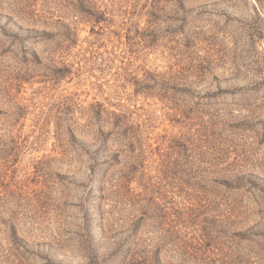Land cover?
I'll list each match as a JSON object with an SVG mask.
<instances>
[{"label": "rangeland", "instance_id": "obj_1", "mask_svg": "<svg viewBox=\"0 0 264 264\" xmlns=\"http://www.w3.org/2000/svg\"><path fill=\"white\" fill-rule=\"evenodd\" d=\"M0 264H264V0H0Z\"/></svg>", "mask_w": 264, "mask_h": 264}]
</instances>
